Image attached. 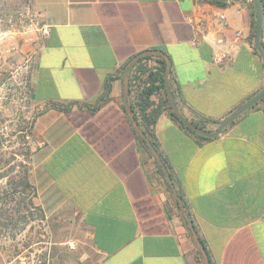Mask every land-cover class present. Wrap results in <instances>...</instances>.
<instances>
[{"label": "crops", "instance_id": "0c3cea01", "mask_svg": "<svg viewBox=\"0 0 264 264\" xmlns=\"http://www.w3.org/2000/svg\"><path fill=\"white\" fill-rule=\"evenodd\" d=\"M48 26L34 68L30 168L46 213L82 219L96 258L86 264H204L155 158L124 105L126 63L145 49L172 59L171 88L181 113L216 129L264 87L249 0H33ZM222 10L228 35L243 30L236 56L216 65L212 41L190 18ZM196 41V43H194ZM136 83L150 84L162 63L143 59ZM159 88L154 104H165ZM133 89L129 102L136 100ZM165 106V105H164ZM139 119L141 118L140 113ZM156 148L210 261L264 264V103L204 139L167 110L152 126Z\"/></svg>", "mask_w": 264, "mask_h": 264}, {"label": "rangeland", "instance_id": "374dc122", "mask_svg": "<svg viewBox=\"0 0 264 264\" xmlns=\"http://www.w3.org/2000/svg\"><path fill=\"white\" fill-rule=\"evenodd\" d=\"M256 20V15L254 16ZM48 26L33 0H0V264H86L96 258L82 219L44 213L30 168L34 68ZM31 181V180H30Z\"/></svg>", "mask_w": 264, "mask_h": 264}, {"label": "water", "instance_id": "95a60500", "mask_svg": "<svg viewBox=\"0 0 264 264\" xmlns=\"http://www.w3.org/2000/svg\"><path fill=\"white\" fill-rule=\"evenodd\" d=\"M211 1H231V0H211ZM255 5L256 9V27H255V36H254V45L257 49V51L260 53V55L264 58V47L262 45V32L264 27V13H263V5L261 0H249ZM148 55H154V56H161L167 60V69L165 73V86H166V92L167 97L169 99V103L171 106V109L175 116L179 119L181 123H183L187 128H189L191 131L198 133L200 135H203L205 137H216L219 135L222 130L230 124L232 121H234L240 114L245 112L247 109L251 108L256 102H258L260 99L264 97V87L258 91L254 96L249 98L247 101L239 105L236 109H234L227 117H225L222 121L217 122V128L216 129H205L202 127H199L198 125L192 123L190 120H188L179 110L174 94L171 88V69H172V59L168 55V53L162 49H145L143 51H140L136 55H134L125 65L124 69V78H123V96H124V105L127 112V116L129 119V122L131 123L135 133L141 137V139L149 146V149L151 151V154L153 157L157 160V162L163 167L167 180L169 181L171 187H172V195L174 202L176 204V207L178 208V211L180 213V216L183 219L184 224L187 226L188 231L197 247V249L200 251L204 264H211L209 255L206 251V248L204 244L202 243L200 237L198 236L196 229L194 227L193 221L189 217L188 213L185 211L184 206L182 204L181 198L177 192L176 185L174 183L172 174L170 173L164 159L160 155L157 148L152 143L150 137L147 135V133L143 130L141 127L139 121L135 117L133 113L132 106L129 102V93H130V72L132 70L133 65L142 57H146Z\"/></svg>", "mask_w": 264, "mask_h": 264}, {"label": "trees", "instance_id": "16d2710c", "mask_svg": "<svg viewBox=\"0 0 264 264\" xmlns=\"http://www.w3.org/2000/svg\"><path fill=\"white\" fill-rule=\"evenodd\" d=\"M209 2L215 3V4H220V5H225L227 4V1H211V0H207ZM262 1V5H263V13H264V0ZM252 8H253V13H252V26H253V37L255 36V27H256V20L254 18V16L256 15V9H255V5L251 2ZM262 45L264 47V27H263V32H262ZM254 48L256 50V52L258 54H260L255 45ZM153 57H157L158 60H160V62L162 63L161 67L158 68V70L156 72H149V76H150V84L148 86H144L143 88H141V85L136 83V80H138V74L137 72L142 69V61L143 59H150ZM166 69H167V60L161 56H154V55H148L146 57H142L140 58L132 67V70L130 72V93L133 89H135L136 91V100L133 102L132 100H130V104L132 106L133 109V113L135 115V117L137 118V120L139 121L141 127L143 128V130L147 133V135L150 137L152 143L154 144V146H156V142H155V138H154V133H153V129L152 126L156 123L157 118L159 117L160 113L165 109L169 112V114L176 119L178 122L179 119L175 116V114L173 113L170 103H169V99L166 96L165 98V106H161V103H157L156 107L154 109H152L151 111L147 112V107L154 104V101H152L150 98L151 96L156 93L158 91L159 88H163L165 93H166V86H165V73H166ZM129 93V96H130ZM167 95V94H166ZM260 102L264 103V97L262 99H260L258 102H256L252 107H255L256 105H258ZM137 113H140L141 118L139 119V115ZM192 123L198 125L199 127L208 129V127L204 124L195 122L193 120H190ZM233 122V121H232ZM231 122V123H232ZM181 123V122H180ZM230 123V124H231ZM230 124H228L222 131H224ZM181 125L186 128L187 130H189L190 132L196 134L197 136L204 138V139H212V137H205L203 135H200L198 133H195L193 131H191L189 128H187L183 123H181ZM137 135V134H136ZM138 138L140 140L141 137L139 135H137ZM143 144L149 149V146L142 140ZM156 160V159H155ZM165 161V160H164ZM156 163L161 171V173L163 174L166 182L168 183V185L171 187L169 181L167 180L166 177V173L163 169V167L157 162ZM166 163V161H165ZM167 165V163H166ZM25 184L28 186H34L31 184V181L29 179V175L27 174L25 176ZM41 210L45 212V210L43 209L42 206H40ZM211 264H214L212 261H210Z\"/></svg>", "mask_w": 264, "mask_h": 264}, {"label": "built area", "instance_id": "2783aa9c", "mask_svg": "<svg viewBox=\"0 0 264 264\" xmlns=\"http://www.w3.org/2000/svg\"><path fill=\"white\" fill-rule=\"evenodd\" d=\"M209 12V19L197 20L192 17L189 21L202 40L209 42V38H213L211 44L213 47L212 61L216 65H223L235 58L244 33L243 30L237 29L231 35H228L229 23L226 14L217 8H210Z\"/></svg>", "mask_w": 264, "mask_h": 264}]
</instances>
